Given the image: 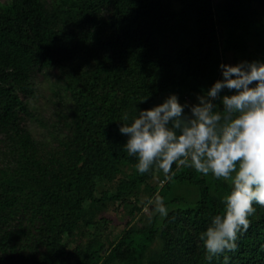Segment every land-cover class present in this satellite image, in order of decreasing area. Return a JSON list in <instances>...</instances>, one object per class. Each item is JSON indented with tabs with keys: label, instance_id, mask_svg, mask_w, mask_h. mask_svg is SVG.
<instances>
[{
	"label": "trees",
	"instance_id": "1",
	"mask_svg": "<svg viewBox=\"0 0 264 264\" xmlns=\"http://www.w3.org/2000/svg\"><path fill=\"white\" fill-rule=\"evenodd\" d=\"M259 1L0 3V264H264L258 204L237 248L205 259L199 234L223 209L230 183L175 164L159 193L194 190L186 205L174 198L179 207L167 216L145 219L109 245L93 238L70 250L65 239L94 222L92 205L123 200L154 178L155 166L97 190L121 174L110 166L114 154L137 162L123 145V114L171 93L194 98L222 78V49L247 51L255 27H264ZM39 73L49 79L46 94ZM35 102L50 112L35 114L42 112L32 110ZM28 123L44 127L40 137Z\"/></svg>",
	"mask_w": 264,
	"mask_h": 264
},
{
	"label": "clouds",
	"instance_id": "2",
	"mask_svg": "<svg viewBox=\"0 0 264 264\" xmlns=\"http://www.w3.org/2000/svg\"><path fill=\"white\" fill-rule=\"evenodd\" d=\"M219 67L222 78L198 94L196 103H182L171 93L131 118L124 113L119 127L139 173L155 166L167 176L175 164L230 183L221 198L223 209L199 234L208 261L234 251L256 211L254 204L264 206V60L221 62ZM224 89L233 91L221 95ZM153 208L168 215L160 196Z\"/></svg>",
	"mask_w": 264,
	"mask_h": 264
},
{
	"label": "rangeland",
	"instance_id": "3",
	"mask_svg": "<svg viewBox=\"0 0 264 264\" xmlns=\"http://www.w3.org/2000/svg\"><path fill=\"white\" fill-rule=\"evenodd\" d=\"M11 1L12 0H0V3L7 4ZM259 2L264 1L260 0ZM256 7H260L261 18L264 22V6L256 4ZM246 22L247 20H242V23ZM260 32L262 33L258 35ZM248 47V50L245 52L224 51L222 49L224 62L235 64L241 60L246 59L264 60V27H259L258 29L257 27H255L253 35L249 40ZM43 77L44 74H37L36 81L40 85V92L42 94H46L49 91V79ZM179 99L182 103L187 102L189 105L197 102V96L194 98L185 97L184 100L179 97ZM42 103L35 102V105L31 104V107L32 110H42L41 113L35 114L46 116L50 111L49 108L45 109L41 105ZM188 110V108L185 109L186 112ZM28 125L36 129V131L38 132V137H40V134L44 132V127L42 125H38L36 123H28ZM48 133H50V131ZM3 158H5V156L3 154L0 155V165L4 162ZM135 165L136 164L131 165L122 162L120 156L114 154L112 156L110 166L113 168L117 167L121 169V174H119L117 178L110 183L99 184L97 186V190H99V192L101 190L103 191L104 189L115 190L117 184L122 180V174L128 173L129 178L134 179L136 175ZM165 176L166 175L162 172V170L158 168L155 172L154 178H152L148 182V187L138 188L133 193H128L127 195H125L126 197L123 200L121 199L116 202H107V205H105V207H101L99 206V204L92 205L91 211L96 212L94 222L89 225L83 224L82 227H80V229L74 233V235L65 237V239L70 242L69 249L73 250L77 243H87L93 238L98 240L100 239L105 242L106 245H109L111 242L116 241L127 228L134 227L145 219L151 220L155 215H159V213L154 211L153 208V202L156 196H160L164 201L168 202L166 206L169 210L179 207L176 203L177 201L180 204L186 205V202L182 200L186 196V198L189 200L193 199V197L188 195H195V191L191 190V192L187 191L186 193L183 187L181 188V190L175 192L174 197H167L165 199L163 196H161L159 193L161 187L167 182L168 179L171 178V175H168L166 177ZM174 198H176L177 201H175Z\"/></svg>",
	"mask_w": 264,
	"mask_h": 264
}]
</instances>
